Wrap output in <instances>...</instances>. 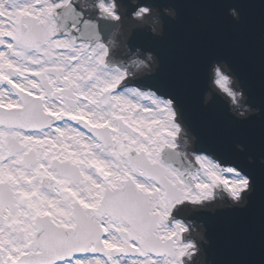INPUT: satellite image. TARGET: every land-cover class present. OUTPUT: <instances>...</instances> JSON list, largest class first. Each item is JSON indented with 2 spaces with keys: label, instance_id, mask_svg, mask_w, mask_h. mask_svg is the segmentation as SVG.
<instances>
[{
  "label": "snow or ice",
  "instance_id": "obj_1",
  "mask_svg": "<svg viewBox=\"0 0 264 264\" xmlns=\"http://www.w3.org/2000/svg\"><path fill=\"white\" fill-rule=\"evenodd\" d=\"M0 264H264V0H0Z\"/></svg>",
  "mask_w": 264,
  "mask_h": 264
}]
</instances>
